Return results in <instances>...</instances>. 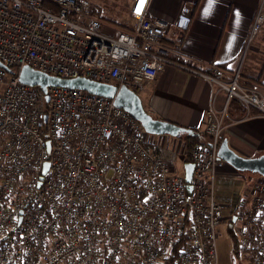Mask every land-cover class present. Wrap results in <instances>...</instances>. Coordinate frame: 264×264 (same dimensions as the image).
I'll return each instance as SVG.
<instances>
[{"label": "built area", "instance_id": "obj_1", "mask_svg": "<svg viewBox=\"0 0 264 264\" xmlns=\"http://www.w3.org/2000/svg\"><path fill=\"white\" fill-rule=\"evenodd\" d=\"M150 1L133 0L134 26L117 33L91 15L88 0H0V63L13 72L0 68V264H218L223 225L244 264H264V176L240 179L231 216L215 196L218 174L230 167L218 158L230 105L264 114V101L239 84L238 70L224 80L218 67L172 61L158 45L169 24L151 17ZM192 15L184 7L175 27L187 29ZM263 26L260 0L248 45ZM24 66L133 91L166 66L213 83L208 143L190 151V184L175 168L183 142L167 159L158 143L145 147L148 134L112 99L56 86L44 94L19 81Z\"/></svg>", "mask_w": 264, "mask_h": 264}, {"label": "crops", "instance_id": "obj_2", "mask_svg": "<svg viewBox=\"0 0 264 264\" xmlns=\"http://www.w3.org/2000/svg\"><path fill=\"white\" fill-rule=\"evenodd\" d=\"M132 1H126L129 10ZM259 2L260 0H151L149 11L152 18L169 24V29L159 39L158 45L166 50L172 61L202 72L212 67H221L224 69V80L231 79L238 70L239 84L256 92L264 101V26L261 33L247 44ZM184 7L192 8L193 15L187 29L181 31L175 27V23ZM215 90L216 86L207 79L172 66H166L154 81L134 89L143 109L153 118L200 133L203 132L204 113L211 104ZM223 98L221 93L217 94V108L222 106ZM236 105L238 103L235 102L230 105V121L223 130V139L241 157L264 155V114L246 108L243 113ZM238 106H241L240 103ZM161 142H166V139H161ZM168 142L173 144L174 141H167L161 146L160 139H157L167 159L170 158ZM203 142L206 143L207 138ZM233 170L232 167L225 169L218 174L217 179L223 176L237 178Z\"/></svg>", "mask_w": 264, "mask_h": 264}, {"label": "water", "instance_id": "obj_3", "mask_svg": "<svg viewBox=\"0 0 264 264\" xmlns=\"http://www.w3.org/2000/svg\"><path fill=\"white\" fill-rule=\"evenodd\" d=\"M0 68L13 74L11 69L5 67L2 63H0ZM18 79L23 84L39 86L44 94H46L47 87L56 86L79 89L94 95L112 99L116 107L128 113L140 124L143 131L151 136L166 135L172 138H180L183 135L194 134L191 129L178 126L165 120L153 118L143 109L141 100L136 92L125 86L118 88L112 84L99 83L83 77L62 79L35 71L28 66H24L19 71ZM45 100L47 101L48 97H46ZM47 146L49 151V143H47ZM218 158L238 172L264 176V155L253 158L241 157L229 148L226 139H223L220 144ZM193 166L192 163H186L183 166L184 179L187 184L191 182ZM47 167L48 164L45 163L42 173L46 172Z\"/></svg>", "mask_w": 264, "mask_h": 264}, {"label": "rangeland", "instance_id": "obj_4", "mask_svg": "<svg viewBox=\"0 0 264 264\" xmlns=\"http://www.w3.org/2000/svg\"><path fill=\"white\" fill-rule=\"evenodd\" d=\"M88 1L90 2L94 13H96L94 17L100 16L103 20L102 24L106 28L114 30L117 33H119L120 31L130 30L134 26V23L129 16V5H126L127 0H88ZM118 25L126 27V30H120V26ZM262 33H264V31ZM148 136H149L150 141H152V144L145 145L147 149H154V146L157 144V139H160L161 146H163L164 143H166L167 141H174L173 142L174 145L170 142H168L167 145H170V149L174 151H176L177 148H179V145L177 143V141H179L178 138H172L166 135H162V136L148 135ZM161 139H166V142L162 143ZM175 168L178 172H181V173L183 172V162L181 161V159L177 161ZM233 171L236 177L237 176L238 177L237 178L232 177V178H234L235 180H238L239 182H241L240 179L244 181H248L250 179L249 173H241L236 170H233ZM241 189L242 187H240V190H239V198H241L240 197ZM249 199L250 197H247L245 199V202H248ZM239 202H240V199H235L231 203L230 202L229 203L220 202L227 206V208H225L224 210V215L227 217L235 213ZM234 240H235V236L232 234L230 227L227 225H223L222 228L218 232V239H217L218 264H235L237 260L239 263L244 264V262L241 261V259L239 258L240 254L237 255L238 248H237V244L233 243ZM236 258H239V259H236Z\"/></svg>", "mask_w": 264, "mask_h": 264}, {"label": "trees", "instance_id": "obj_5", "mask_svg": "<svg viewBox=\"0 0 264 264\" xmlns=\"http://www.w3.org/2000/svg\"><path fill=\"white\" fill-rule=\"evenodd\" d=\"M95 14L96 13H94L93 8H92L91 9V15H93V17H94ZM95 17L97 19H99L101 22H103V20L100 16H95ZM118 26H120V25H118ZM120 30H126V27L120 26ZM126 31H128V30H126ZM218 68H220L222 70L221 67H218ZM235 103H237V102H235ZM238 105H239V103H238ZM238 105H236L237 108H240L241 111L243 113H245L244 112L245 107L242 106L241 104H240L241 106H238ZM193 132H194L193 135H183L180 138H178L181 142H183V144L185 146L184 154L180 158L181 161L183 162V166L186 163L192 162L190 151L193 147L198 146V145H206L208 143V139H207L206 143L203 142L205 140V138H207L203 132L200 133L197 130H193ZM240 187H242L241 182H239L238 180H235L232 177H228V176L219 177L217 179V185H216V191H215L216 192L215 193L216 200L218 202H224V203L230 202L231 203L235 199H239ZM233 243H236V241L234 240Z\"/></svg>", "mask_w": 264, "mask_h": 264}]
</instances>
